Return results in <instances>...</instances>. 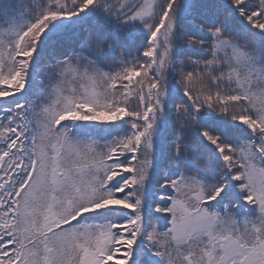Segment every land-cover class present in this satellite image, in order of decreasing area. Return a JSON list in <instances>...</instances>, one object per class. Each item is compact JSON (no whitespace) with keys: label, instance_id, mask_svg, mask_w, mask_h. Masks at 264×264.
<instances>
[{"label":"snow or ice","instance_id":"snow-or-ice-1","mask_svg":"<svg viewBox=\"0 0 264 264\" xmlns=\"http://www.w3.org/2000/svg\"><path fill=\"white\" fill-rule=\"evenodd\" d=\"M0 264H264V0H0Z\"/></svg>","mask_w":264,"mask_h":264}]
</instances>
